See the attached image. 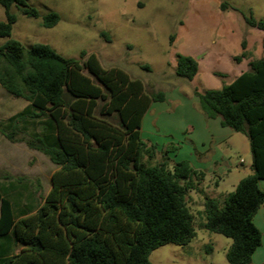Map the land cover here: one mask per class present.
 <instances>
[{
	"label": "trees",
	"instance_id": "trees-1",
	"mask_svg": "<svg viewBox=\"0 0 264 264\" xmlns=\"http://www.w3.org/2000/svg\"><path fill=\"white\" fill-rule=\"evenodd\" d=\"M29 1L0 0L6 13L0 38L8 39L0 45V86L32 107L11 131L0 130L9 141H24L48 156L57 170L51 190L32 214L18 218L0 189V237L13 234L21 248L1 264H152L149 257L157 248L187 245L197 235L189 194L205 173L187 160L171 167L165 153L164 161L153 163L159 150L141 132L146 112L152 103L163 102L165 93H147L142 81L123 69L104 68L94 53L65 58L49 44L26 48L12 39L14 6L27 17H40ZM219 9L239 12L248 27L264 32V19L257 20L251 10L227 0ZM59 22L55 11L42 18L46 28ZM101 35L110 41L107 33ZM241 46L236 63L248 57L246 38ZM176 61V75L193 80L197 59L178 53ZM196 95L208 118H220L223 127L249 139L252 174L222 204L205 196L204 228L232 239L229 264H251L263 242L254 218L264 204L259 186L264 180V56L250 61L231 83ZM44 118L53 123L55 144L41 136L17 138L20 121Z\"/></svg>",
	"mask_w": 264,
	"mask_h": 264
},
{
	"label": "rangeland",
	"instance_id": "rangeland-1",
	"mask_svg": "<svg viewBox=\"0 0 264 264\" xmlns=\"http://www.w3.org/2000/svg\"><path fill=\"white\" fill-rule=\"evenodd\" d=\"M227 1L239 10H251L257 20L264 19V0ZM29 4L39 11L40 17H27L14 6L12 12L17 21L12 39L26 48L37 43L49 44L65 58L79 59L83 51L94 53L104 68L123 69L132 79L142 81L147 93L166 94V103L155 102L152 106L142 132L143 139L158 146L153 163L164 161V153L172 160L171 167L175 162L188 160L207 169L211 161H217L228 171L221 175L218 186V191L226 196L235 190L232 184L239 170L252 174L248 137L227 128L224 131L231 135L219 141L217 122L204 114L195 95L219 89L233 78L222 72L223 78L216 76V69L211 71L212 78L199 72L191 81L175 73L176 54H193L202 64L211 48L224 41L241 48L243 38L247 40L248 57L240 63L232 58L230 64L234 67L247 70L250 61L263 57L264 32L248 27L239 12H221L218 0H30ZM49 11L57 12L60 22L46 28L42 18ZM0 21H6L1 4ZM195 27L201 42L191 52L193 48L186 38ZM103 32L110 41L102 37ZM7 40L0 38V45ZM8 93L0 86V129L7 132L20 114L32 110L28 102L12 99ZM17 126V138L41 136L47 143L55 144V128L47 118L23 120ZM56 170L48 156L29 148L24 141H9L0 130V189L12 200L18 218L34 213L44 202ZM218 180L216 174H205L197 190L190 192L196 237L187 245L166 244L157 248L149 257L152 264H229L227 252L232 239L204 228V196L215 193L214 183ZM226 196H219L221 204ZM257 222L264 233V225ZM20 249L14 244L13 234L0 237V264Z\"/></svg>",
	"mask_w": 264,
	"mask_h": 264
},
{
	"label": "crops",
	"instance_id": "crops-1",
	"mask_svg": "<svg viewBox=\"0 0 264 264\" xmlns=\"http://www.w3.org/2000/svg\"><path fill=\"white\" fill-rule=\"evenodd\" d=\"M220 2L221 1L218 0V5H220ZM230 13H232V12H230ZM186 40H187L188 45L191 46V48H193L191 50V52H195V50H197V48L200 46V42H201L200 38H199V33L196 31V27L192 28V30L188 34ZM226 42L227 41H224V43H219L218 45L213 46L211 48L210 54L208 55V59L205 63L199 64V62H198V73H197V75L199 74V72H201L206 76L207 79H209V78H212L211 71L212 70L214 71V69H216V72H218V73L222 72L223 74H225L229 77H232L234 80L239 75H241L244 71H246V68L234 67L230 64V60H232V58L234 56H236L238 53H240L242 46H241V48H239L236 44H233L230 41L227 44H226ZM236 51H238V52L236 53ZM185 55L192 56V57L194 56L193 54H185ZM194 57H196V56H194ZM228 63L230 64V66L228 65ZM199 66H200V69H199ZM8 94H10V93H8ZM171 95H172V93H171ZM195 95H196V93H195ZM9 96H11L12 99L17 100V97H14L13 95H9ZM167 100H168V97L165 94V100L163 102H156V103H163L164 104L167 102ZM198 101H199V99H198ZM156 103L155 102L152 103V105L150 106V108L146 112V114L143 118L141 132H143V130H144V123L147 121V116L149 115L150 110L152 109V106H154V104H156ZM199 105H200V102H199ZM209 119H211V118H209ZM211 120H215L217 122L215 125V131L218 132L219 141H223L224 139H227L231 135L230 131H224L227 129V127H223L221 125L220 118H214ZM229 129H227V130H229ZM144 140L149 142L150 144H154L149 139H144ZM191 165L193 166L194 169H196L198 171H202V172L206 171L205 174H207V175L210 173L211 174L213 173V174H216L218 176V179H219L218 182L214 183L215 193H212V194L207 193L205 196H209V197L215 198L217 200L219 199V196H222V198H224L226 196V194L218 191V186H219V183L222 179L221 175L226 174L228 172L226 169L221 167L222 164L218 163L217 161H211V163L209 164L207 169L203 168V166H201L200 164H199V166H194L193 164H191ZM251 166H252V158H251ZM238 172L239 173H237L236 181L234 184H232L233 189L236 188L237 184L239 183V181L242 178L250 175L248 173H245L244 170H239ZM259 186L261 189H264V180H261L259 182ZM192 194H190V196H192ZM205 196H204V198H205ZM203 202H204V200H203ZM258 220L260 221L261 225H264V204L260 207V209L258 210V212L254 218L255 224L262 231V228L259 227V224L257 222ZM263 240H264V233H263ZM251 264H264V241L262 242V245L254 253Z\"/></svg>",
	"mask_w": 264,
	"mask_h": 264
}]
</instances>
